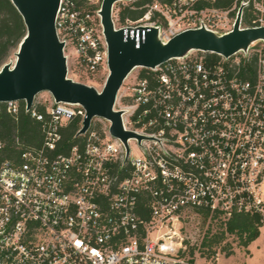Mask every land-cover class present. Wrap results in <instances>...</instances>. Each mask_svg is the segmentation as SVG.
Returning a JSON list of instances; mask_svg holds the SVG:
<instances>
[{
    "label": "built area",
    "instance_id": "2783aa9c",
    "mask_svg": "<svg viewBox=\"0 0 264 264\" xmlns=\"http://www.w3.org/2000/svg\"><path fill=\"white\" fill-rule=\"evenodd\" d=\"M102 1L60 0L55 20L67 64L75 58L86 74L68 77L98 91L109 74ZM119 2L114 26L125 36L129 29L137 47L146 36L141 26L157 27L163 42L191 29L229 33L240 10V28L264 26V0H154L125 22ZM260 42L261 49L256 43L229 57L188 54L143 73L136 67L113 107L123 111L125 130L145 136L129 138V151L105 117L79 133L80 103L52 95H37L30 109L26 101L0 102L15 120L23 106L42 135L39 145H24L15 131L13 151L0 140V264H219L182 254L177 232L166 228L189 210L220 220L248 213L264 225ZM96 74L105 75L100 86ZM75 119L79 128L67 145L63 131Z\"/></svg>",
    "mask_w": 264,
    "mask_h": 264
},
{
    "label": "water",
    "instance_id": "95a60500",
    "mask_svg": "<svg viewBox=\"0 0 264 264\" xmlns=\"http://www.w3.org/2000/svg\"><path fill=\"white\" fill-rule=\"evenodd\" d=\"M22 15L26 35L19 44L16 61L0 69V102L26 101L28 109L41 92H49L56 102L80 103L86 116L79 133H85L93 117L109 119L110 132L125 143L128 139L145 136L125 130L122 110H114L118 93L126 77L136 68H154L191 51L215 53L224 57L247 51L256 43L264 42V26L240 28L241 10L234 29L219 34L205 28L191 29L177 34L167 42L158 37L157 27H139L145 30V40L136 46L128 29H117L112 19L114 3L123 0H103L100 10L101 23L108 43L109 74L101 91L94 86L68 77L64 43L59 40L55 20L60 0H11ZM130 1V0H129Z\"/></svg>",
    "mask_w": 264,
    "mask_h": 264
},
{
    "label": "trees",
    "instance_id": "16d2710c",
    "mask_svg": "<svg viewBox=\"0 0 264 264\" xmlns=\"http://www.w3.org/2000/svg\"><path fill=\"white\" fill-rule=\"evenodd\" d=\"M154 0H131L129 4L123 6L120 11V20L125 22L126 19L136 20L140 18L146 8L145 4ZM162 1V0H161ZM233 0H225L223 5L227 6ZM251 13L247 15L244 21L250 22ZM26 35V26L22 15L19 13L11 0H0V64L9 55L14 47H19L22 39ZM210 59H218L220 56L215 53L206 52ZM255 62V58H254ZM145 72L143 68L142 73ZM44 109L43 106L40 107ZM79 128V119L71 121L63 131L64 141L67 145L74 143V135ZM18 131L24 145H39L41 143L40 124L25 112L22 106L18 120L10 115L5 109L0 112V140H7L6 151H13L10 147L13 143L12 136ZM208 216V212H203ZM215 218V217H212ZM223 230L213 233L211 236H205L202 245L210 246L221 242L225 234H235L240 239V244L249 246L260 235L262 226L259 217L248 213H235L227 220H221Z\"/></svg>",
    "mask_w": 264,
    "mask_h": 264
},
{
    "label": "rangeland",
    "instance_id": "374dc122",
    "mask_svg": "<svg viewBox=\"0 0 264 264\" xmlns=\"http://www.w3.org/2000/svg\"><path fill=\"white\" fill-rule=\"evenodd\" d=\"M129 3V0H123L117 3V6L123 7ZM262 46L263 43L259 42L254 46V50L261 49ZM17 50L18 47H14L10 51L5 60L1 62L0 69L6 63L12 65L15 63ZM189 54L193 56H206V52L195 50ZM138 70L140 69L136 68L132 73H136ZM68 74L75 79L86 78V74L75 58H70L68 61ZM94 77V83L97 86H100L105 79V75L101 74H96ZM50 95L47 91L38 94V96L45 98H48ZM131 146L133 147L132 153H136V142L134 140L131 141ZM220 221V219L212 218L209 215L205 216L203 213L189 210L173 226H169L166 229L171 230V233L173 231L177 232L174 239L182 242L181 253L187 257L215 261L219 264H264V225L260 228L259 237L249 246L241 245L237 235L228 233L225 234V238L221 242L212 247L202 245L205 236H211L213 233L223 230Z\"/></svg>",
    "mask_w": 264,
    "mask_h": 264
},
{
    "label": "crops",
    "instance_id": "0c3cea01",
    "mask_svg": "<svg viewBox=\"0 0 264 264\" xmlns=\"http://www.w3.org/2000/svg\"><path fill=\"white\" fill-rule=\"evenodd\" d=\"M251 244V243H250Z\"/></svg>",
    "mask_w": 264,
    "mask_h": 264
}]
</instances>
